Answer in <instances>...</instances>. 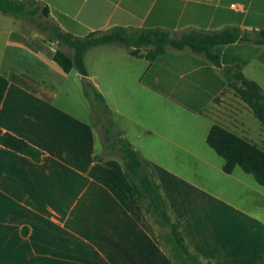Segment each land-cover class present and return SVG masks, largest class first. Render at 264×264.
I'll use <instances>...</instances> for the list:
<instances>
[{
    "label": "crops",
    "instance_id": "obj_1",
    "mask_svg": "<svg viewBox=\"0 0 264 264\" xmlns=\"http://www.w3.org/2000/svg\"><path fill=\"white\" fill-rule=\"evenodd\" d=\"M17 1L36 11V23L74 37L115 27L174 36L236 27L252 39L264 29V0ZM56 49L72 55L67 45L46 39L45 29L0 12V75L8 82L0 134L42 153L35 162L0 145V264H176L120 152L104 150L83 79L152 166L190 251L204 264H264V185L239 167L225 173L223 159L206 144L216 123L264 149V130L257 121L253 134L254 115L238 98L223 124L210 113L228 95L224 67L239 66L264 89V44L216 46L219 66L189 48H168L149 60L141 55L151 46L133 56L119 44H101L85 51L84 77L75 68L63 72L53 60Z\"/></svg>",
    "mask_w": 264,
    "mask_h": 264
},
{
    "label": "trees",
    "instance_id": "obj_2",
    "mask_svg": "<svg viewBox=\"0 0 264 264\" xmlns=\"http://www.w3.org/2000/svg\"><path fill=\"white\" fill-rule=\"evenodd\" d=\"M0 12L28 19L40 32L41 29L46 30V39L71 48L72 55L56 49L53 60L63 72L67 73L75 68L83 77L86 74L83 64L85 51L101 44H119L128 48L133 56H138L141 48L151 46L145 55H141L149 60L168 48L177 50L189 48L217 66L220 63L218 55L214 52L216 46L247 40L264 44V29L255 31L254 37L250 39L245 32L236 27L212 32L190 30L180 36H174L173 33L161 29L115 27L108 32H92L84 37H74L70 33L61 32L54 24L36 23L33 18L36 11H31L24 2L0 0ZM43 15L47 16V13L43 11ZM221 72L228 87L249 108L264 130V89L257 82L245 78L239 66L224 67ZM7 84V79L0 75V104ZM82 86L83 93L90 101L100 124L104 150L117 149L120 152L125 175L132 184L138 201L141 202L145 212L165 230L161 242L167 248L172 260L176 264H204L185 244L181 222L171 218L160 186L153 177L150 163L143 159L116 129L102 95L85 79L82 80ZM206 144L223 159L222 169L225 173L229 174L235 167H239L245 173L251 174L258 184L264 185V149L216 123L206 135ZM0 145L28 156L35 162L40 161L42 157L38 149L10 133L0 134Z\"/></svg>",
    "mask_w": 264,
    "mask_h": 264
},
{
    "label": "rangeland",
    "instance_id": "obj_3",
    "mask_svg": "<svg viewBox=\"0 0 264 264\" xmlns=\"http://www.w3.org/2000/svg\"><path fill=\"white\" fill-rule=\"evenodd\" d=\"M223 97L224 98H220V100H218L215 106H213L210 110V113L216 118V121L222 124L225 121V117L227 115H229L230 113H234L235 110L238 109L239 104V102L235 99L236 95L231 88L228 89V95H225ZM251 120L252 122H254V125L251 124L250 130L253 132V134H255L257 132V124L259 123L253 116L251 117ZM237 170L239 172H242L240 171V169Z\"/></svg>",
    "mask_w": 264,
    "mask_h": 264
},
{
    "label": "built area",
    "instance_id": "obj_4",
    "mask_svg": "<svg viewBox=\"0 0 264 264\" xmlns=\"http://www.w3.org/2000/svg\"><path fill=\"white\" fill-rule=\"evenodd\" d=\"M233 7H237V8H238V7H239V5H233Z\"/></svg>",
    "mask_w": 264,
    "mask_h": 264
}]
</instances>
